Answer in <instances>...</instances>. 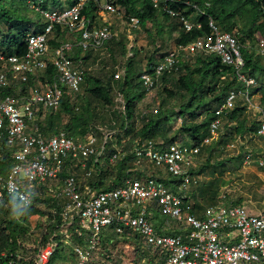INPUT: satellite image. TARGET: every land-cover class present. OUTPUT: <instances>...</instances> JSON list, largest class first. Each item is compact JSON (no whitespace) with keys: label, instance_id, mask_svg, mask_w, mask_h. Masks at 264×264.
I'll return each instance as SVG.
<instances>
[{"label":"built area","instance_id":"1","mask_svg":"<svg viewBox=\"0 0 264 264\" xmlns=\"http://www.w3.org/2000/svg\"><path fill=\"white\" fill-rule=\"evenodd\" d=\"M149 1L153 8L177 17L185 32L199 28L197 23L170 7L175 0ZM91 3L97 7L103 25L82 15L84 7ZM35 11L41 15L44 26L39 33L27 34L25 52L13 55L0 50V144L5 142L13 150L14 159L12 167L0 174V202L7 194L27 207L31 205L35 188L55 186L52 196L61 203L62 224L53 236L60 235L59 242L65 243L70 228L77 222V234L84 237V244H75L72 248L73 264H103V232L110 228L117 235L137 236L161 264H264V209L252 213L243 204L223 201L203 208L198 215L189 194L193 181L189 171L197 166L200 149L216 137L222 115L234 107L238 98H243L251 108L249 97L240 91H230L224 103L214 111L209 136L199 146L190 148L175 143L159 150L153 141L133 145L130 150L135 156L133 165L139 168L146 165L157 172L155 176L147 173L146 177L126 180L122 186L98 193L85 186L80 193L73 177L61 180L59 175L68 162L85 167L86 160L97 152L95 133L90 130L84 139L76 140L64 131L49 138L29 131L36 132L32 123L37 111L44 113L59 107L63 89L72 93L80 91L84 73L71 58L74 49L106 56L105 46L114 38V33L104 15H119V9L113 0H75L72 6L53 10L35 8ZM138 26V19L131 17L128 27L137 29ZM56 27L67 34L66 40L53 46ZM209 29L208 35L187 45H175L150 71L144 69L138 77L143 89L151 92L163 72L175 69L187 56L196 54L217 56L222 64L236 70L239 80L250 85L252 81L239 75L243 62L236 38L222 32L212 21ZM258 48L260 55H264L263 37L258 39ZM48 66L55 71L51 81L43 76ZM123 75V70L116 68L112 76L119 80ZM30 81L32 84L25 94L4 95L5 89L21 88ZM115 102L116 109H124L119 93L115 95ZM157 111V108L152 110L154 114ZM98 130L104 134V146L114 132L105 127ZM258 134L264 143L263 113ZM114 149L115 153L109 158L111 164L127 154L122 146L115 145ZM259 162L260 166L264 165V155ZM164 176H171L177 182L167 185L161 180ZM154 213L167 219L163 229L168 230L174 224V231L178 233H160L154 225ZM59 245L50 239L39 247L33 257L34 264H46ZM145 264L153 263L145 261Z\"/></svg>","mask_w":264,"mask_h":264},{"label":"trees","instance_id":"2","mask_svg":"<svg viewBox=\"0 0 264 264\" xmlns=\"http://www.w3.org/2000/svg\"><path fill=\"white\" fill-rule=\"evenodd\" d=\"M74 2L75 0H20L21 10L13 7L15 0H0V26L1 23H4L6 28V34L0 37V50L13 55H22L25 52L27 34L39 33L44 26L41 15L35 11V8L53 10L62 6H72ZM113 2L114 6L119 9L117 16H120V9L124 11L122 17L128 26L131 17L138 19V28L131 30L141 31L145 29L148 23H155L158 16H161L165 22L175 21L179 29L178 33H175L177 37L174 39V46L187 45L208 35L210 32L209 22L212 21L222 32L231 33L236 38L240 45L243 62L239 75L248 81H252V83L247 86L246 83L239 80L236 70L231 66L222 64L215 55L196 54L195 56H187L175 69L163 72L159 76L157 84V86H162V91L167 99L186 98V102L179 104L178 112L168 108L166 100L163 101L160 108H157V113L152 112L154 107H151L148 112H142L138 111L137 108L138 103L146 95V91L138 81L142 69L137 71L133 66L132 59H129L125 67L119 65L112 67L108 80L95 75L96 67L100 70H110L104 66V61L112 59V49L109 45L114 38L106 44V56L104 57H100L97 53L93 55L91 52L83 53L79 49H74L71 58L77 62L76 65L84 73V82L80 91L72 93L63 89L59 107L44 113L41 110L37 111L36 119L32 123L36 132H29L42 138H49L59 131H64L76 140L84 139L90 130L95 133L97 152L86 160L85 167L74 166V163L68 162L63 166L59 175L61 180L73 177L78 184L80 193H83L85 186H89L95 193H98L122 186L126 180L146 177L147 173L155 176L157 172L152 168L148 169L149 167L143 165L142 171V168L133 165L135 156L130 152L132 146L146 141H153L156 149L159 150L175 143L190 148L199 146L203 139L209 136L208 127L214 118V111L224 103L232 90L246 94L249 99L259 95L261 111L264 115V81L263 78L260 80L261 76L264 77V67L260 65L258 60L263 55L258 54L256 50L247 45L249 43L252 46L255 43L258 44V39L264 38V12L262 11L264 0H175L174 3L170 4V7L199 25V28L194 27L189 32L183 30L177 17H171L161 9L153 8L149 0H113ZM29 7L32 8L35 19L28 16ZM97 11V7L91 3L84 7L82 15L96 20L98 25H103L104 23ZM111 29L113 30L112 25ZM162 31L163 29L159 26L157 29L158 38L162 36ZM54 33L56 38L51 42L53 46H57L66 40L65 35L67 33L65 31L62 32L56 27ZM162 49H164L162 44L156 40L152 56L147 59L145 66L147 71L162 61L170 50L159 53ZM189 58L191 60L186 62ZM90 68L94 69L90 71ZM116 68L122 69L124 72L123 77L119 80H114L112 76ZM43 73L48 81L55 77V71L51 66H48ZM31 84L30 81L22 85L21 88L5 89L4 95L20 96L25 94L26 89ZM168 85L170 87H167ZM116 93L122 96L123 110L115 108L117 105L114 97ZM241 99L235 102L232 109L222 115L221 121L225 122L223 124L225 133L219 134L221 124L213 141L200 149L197 166L189 171L193 179L189 194L195 203L194 207L198 215L204 207L197 202L194 189L191 188L196 178L199 177L198 175L204 171V169H200L202 167L200 159L204 147L208 148L212 145L218 147L225 141H229V144H235L238 141H243L247 134L258 133L260 120L251 126L247 125L243 119L247 106L243 98ZM93 102L95 107L92 106ZM98 105L107 114L106 121L97 120L95 108ZM199 109H204L202 111L205 112V117L200 123H196L197 113L195 110ZM262 113L259 114L262 115ZM174 125L179 126L177 128L179 131L169 137V130ZM99 127H105L108 131L114 132V136L106 140L104 146V134L98 130ZM181 133L185 136L181 137ZM115 145L122 146L127 154L111 164L109 158L115 153ZM240 158L241 155L238 156V159ZM226 163L227 161L218 163L221 174L224 172L222 167ZM13 164V150L7 147L5 142H2L0 144V174H5ZM87 173H90L89 176ZM161 180L167 185L177 182L171 176H164ZM220 183V179H212L207 183L205 195L201 194L202 198L209 202V206L223 201L226 204L240 205V201H230L225 195L217 197ZM54 190L56 187L49 185L35 188L32 192L31 205L27 207H23L14 197L7 194L3 195L0 202V264H34L33 257L37 249L45 245L50 239L60 245L46 264H52L58 259L64 260L62 251L65 246L69 247L70 254L75 260L72 248L75 244H84V237L81 236L82 234H77L76 229L79 228L77 222L70 228L69 239L65 243L59 242L60 235L53 236L62 224L60 216L62 207L61 203L52 196ZM32 219L35 220L36 227L41 228L35 239H33ZM166 221V218L154 213V225L160 233L177 234L178 232L174 231V224H171L168 230L163 229ZM126 234L117 235L112 228L103 232L102 258L106 257L103 259H109L106 248L115 245L116 241L119 240L134 242L142 247V250L145 251L141 253L140 257L146 262L162 263L137 236L128 237Z\"/></svg>","mask_w":264,"mask_h":264},{"label":"rangeland","instance_id":"3","mask_svg":"<svg viewBox=\"0 0 264 264\" xmlns=\"http://www.w3.org/2000/svg\"><path fill=\"white\" fill-rule=\"evenodd\" d=\"M13 7L15 9L20 8L22 10L20 0H15ZM28 9V16L31 19H35V15L32 14V8L29 7ZM123 12L124 11L120 9V16L110 14L104 15L106 22L112 25L114 33V40L109 45L112 49V59L104 61V66L110 70H100L96 67L95 71V75L102 77L104 80L109 79L112 67L117 65L125 67L129 59H132L135 69L137 71L142 69V72L147 65V59L152 56L154 51V42L157 40L158 43L162 44L164 49L159 52L162 53L174 47V39L177 37L175 33H178L179 27L176 25L177 23L175 21L171 20L165 22L161 16H158L155 23H148L145 29L136 31L131 30L128 27L125 19L122 17L124 14ZM4 25V23H1L0 37H3V35L6 34V28ZM159 26L163 29L162 36L160 38L157 36V29ZM247 45L260 54L258 44L255 43L252 46V44L249 43ZM188 60H191V58L187 59L186 62ZM258 60L260 65L264 67V55L260 56ZM261 78H263L264 81V77L261 76L260 80ZM169 85L167 87H170ZM165 100L167 107L173 109L176 113L178 112L179 104L186 102V98L167 99L165 93L162 91V86L158 85L151 92H146L144 98L137 105L138 111L148 112L151 107L160 108ZM238 100L242 99L239 98ZM250 103L251 108L247 107L243 119L247 125L251 126L256 121H261V115L259 114V111L262 109L260 96L258 95L250 98ZM92 106L95 107L94 102L92 103ZM202 110L204 111V109L195 110L197 113L196 123H200L205 117V112ZM95 111L96 116H98V121L103 122L104 120H107L108 116L101 106L98 105L97 108H95ZM221 122L222 126L219 134L222 133L223 135L225 133L223 124L225 122ZM178 127L179 126L174 125L173 128L169 130V137L177 134L179 131L177 130ZM180 136L183 137L185 135L181 133ZM228 142L225 141L218 147H216V145H212L208 148L204 147V151L202 152L200 159L202 166L200 169H204V171L198 175L199 177L196 178L191 189H194L197 202L200 206L205 208L209 206V202L206 201L205 198H202L203 196H201V194L205 195L207 192L208 182L212 179L218 178L221 180V183L220 186H218L219 189L217 197L225 195L230 201H240L253 213H258L264 205V165L260 166L259 162L261 157L264 155L263 139L258 133H256L247 134L243 141L236 142L234 147H232ZM239 155H241L240 159H238ZM246 156L249 158L246 159ZM224 161H227V163L222 167L224 172L221 174L218 163ZM31 224L34 232L33 239H35L37 235H39L41 228L38 229L36 227L35 220L33 219ZM143 251L145 250H142V247L138 246L134 242H123L118 240L115 245H110L106 248L109 259H104L103 264H143L145 259H141L142 257H140ZM62 252L64 260L58 259L52 264H73L75 260L70 254L69 247L65 246ZM103 258L106 257L104 256Z\"/></svg>","mask_w":264,"mask_h":264},{"label":"crops","instance_id":"4","mask_svg":"<svg viewBox=\"0 0 264 264\" xmlns=\"http://www.w3.org/2000/svg\"><path fill=\"white\" fill-rule=\"evenodd\" d=\"M242 204V203H241ZM244 205V204H243ZM245 206V205H244ZM247 207V206H246ZM248 208V207H247ZM249 209V208H248ZM264 209V205H263V207H262V209L261 210H259L258 212H260V211H262ZM250 210V209H249ZM251 211V210H250ZM252 212V211H251ZM253 213V212H252Z\"/></svg>","mask_w":264,"mask_h":264}]
</instances>
